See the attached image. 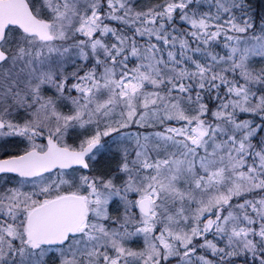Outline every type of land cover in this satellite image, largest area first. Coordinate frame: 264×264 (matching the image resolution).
<instances>
[{
    "label": "snow or ice",
    "instance_id": "1",
    "mask_svg": "<svg viewBox=\"0 0 264 264\" xmlns=\"http://www.w3.org/2000/svg\"><path fill=\"white\" fill-rule=\"evenodd\" d=\"M0 264H264V0H0Z\"/></svg>",
    "mask_w": 264,
    "mask_h": 264
},
{
    "label": "trees",
    "instance_id": "2",
    "mask_svg": "<svg viewBox=\"0 0 264 264\" xmlns=\"http://www.w3.org/2000/svg\"><path fill=\"white\" fill-rule=\"evenodd\" d=\"M254 3L257 4V6H259L260 0H253Z\"/></svg>",
    "mask_w": 264,
    "mask_h": 264
}]
</instances>
